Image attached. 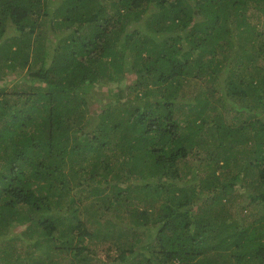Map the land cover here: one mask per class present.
<instances>
[{
  "label": "trees",
  "instance_id": "16d2710c",
  "mask_svg": "<svg viewBox=\"0 0 264 264\" xmlns=\"http://www.w3.org/2000/svg\"><path fill=\"white\" fill-rule=\"evenodd\" d=\"M0 41V264H264V0H0Z\"/></svg>",
  "mask_w": 264,
  "mask_h": 264
},
{
  "label": "rangeland",
  "instance_id": "374dc122",
  "mask_svg": "<svg viewBox=\"0 0 264 264\" xmlns=\"http://www.w3.org/2000/svg\"><path fill=\"white\" fill-rule=\"evenodd\" d=\"M10 27H11V25H10ZM11 28H13L15 30L16 27L13 24V26ZM5 36H6V34H5ZM7 39H9V37H7ZM17 75L18 74L11 73V75H8L7 78L5 77L4 79L0 80V84L1 85L10 84V81H11V84H12L13 82H15L14 79H17V80L20 79L19 77H16ZM124 82H126L124 80V77H121L120 81H118V82H113V83L110 82V83H106V84H97L96 86L93 87L92 98L98 100V99L102 98L103 95H110L111 97H113L116 91H121L122 92L123 90H127V88L123 89V88L127 87L126 83H124ZM124 93L127 95V97H129V94H128L127 91H124ZM211 132H212V129H211V131L208 132L209 135L206 136V139L209 140V141H213V144L217 145L216 141H218V139H214L216 137L213 134H210ZM213 146H210V147L213 148ZM206 155H207V153L203 152L202 148H200L198 150V154L196 155V157H193V156L191 157V155H189L187 158L182 159L181 162H184L185 160L186 161L188 160L190 162L195 163L197 158H198V162H199L200 160H203L206 157ZM185 168H186V166H184V169ZM186 177H188V176H186ZM186 179L187 178H184L183 180L186 181ZM238 192H239V190H238ZM86 202L87 203H89V202H94L95 203L94 206L91 208L92 211H94V209L97 208V205H99V204L101 205V199L96 194H94L93 196L89 197L86 200ZM234 207H236L235 204H234ZM83 211H84V209H83ZM86 216H87V214L85 212H83V217H86ZM25 228H26V224L25 225H18L16 230H18V232H22L23 230H25ZM25 235H27V234H25Z\"/></svg>",
  "mask_w": 264,
  "mask_h": 264
}]
</instances>
